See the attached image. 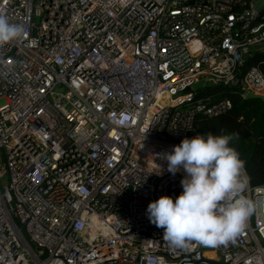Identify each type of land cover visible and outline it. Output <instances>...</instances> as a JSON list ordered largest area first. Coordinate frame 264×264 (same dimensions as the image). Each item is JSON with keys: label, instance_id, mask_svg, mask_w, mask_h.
<instances>
[{"label": "built area", "instance_id": "2783aa9c", "mask_svg": "<svg viewBox=\"0 0 264 264\" xmlns=\"http://www.w3.org/2000/svg\"><path fill=\"white\" fill-rule=\"evenodd\" d=\"M257 1L0 0L26 29L0 47V264H264V185L227 246L172 250L147 216L183 192L157 154L232 108L194 84L264 96Z\"/></svg>", "mask_w": 264, "mask_h": 264}, {"label": "clouds", "instance_id": "9594fccd", "mask_svg": "<svg viewBox=\"0 0 264 264\" xmlns=\"http://www.w3.org/2000/svg\"><path fill=\"white\" fill-rule=\"evenodd\" d=\"M25 37V26L0 12V47ZM126 122L127 117L119 121ZM232 139L231 134L185 137L171 151L157 154L167 162L168 172L185 173L180 181L183 192L175 202L162 196L147 207L149 221L164 230L163 240L170 249L227 246L246 228L256 205L244 195L249 179L244 161L230 146Z\"/></svg>", "mask_w": 264, "mask_h": 264}, {"label": "trees", "instance_id": "16d2710c", "mask_svg": "<svg viewBox=\"0 0 264 264\" xmlns=\"http://www.w3.org/2000/svg\"><path fill=\"white\" fill-rule=\"evenodd\" d=\"M264 72V53L255 58ZM197 98L210 99L212 103L229 100L231 110L217 117L199 116L197 130L202 136L231 134L230 146L244 161V170L252 185H264V103L258 99L245 100L228 87L216 86L196 92Z\"/></svg>", "mask_w": 264, "mask_h": 264}, {"label": "water", "instance_id": "95a60500", "mask_svg": "<svg viewBox=\"0 0 264 264\" xmlns=\"http://www.w3.org/2000/svg\"><path fill=\"white\" fill-rule=\"evenodd\" d=\"M211 87H213V86L210 85V84H204L203 82L200 81V82H197L196 84H194L193 89L195 91H197V90H200L202 88H211ZM244 99L245 100H248V99H258V100H260V101H262L264 103V96H258V95L251 94V93L247 94ZM201 247L203 249L208 248L207 246H201Z\"/></svg>", "mask_w": 264, "mask_h": 264}, {"label": "rangeland", "instance_id": "374dc122", "mask_svg": "<svg viewBox=\"0 0 264 264\" xmlns=\"http://www.w3.org/2000/svg\"><path fill=\"white\" fill-rule=\"evenodd\" d=\"M263 6H264V0H258V1L255 3V7H256V9H261ZM213 87H214V86H213Z\"/></svg>", "mask_w": 264, "mask_h": 264}, {"label": "bare ground", "instance_id": "6f19581e", "mask_svg": "<svg viewBox=\"0 0 264 264\" xmlns=\"http://www.w3.org/2000/svg\"><path fill=\"white\" fill-rule=\"evenodd\" d=\"M208 257H212L213 256V254H211V253H207L206 254Z\"/></svg>", "mask_w": 264, "mask_h": 264}]
</instances>
